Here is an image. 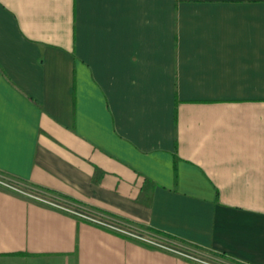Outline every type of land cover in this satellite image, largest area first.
<instances>
[{
  "label": "crops",
  "instance_id": "0c3cea01",
  "mask_svg": "<svg viewBox=\"0 0 264 264\" xmlns=\"http://www.w3.org/2000/svg\"><path fill=\"white\" fill-rule=\"evenodd\" d=\"M0 174V264H264V0H0Z\"/></svg>",
  "mask_w": 264,
  "mask_h": 264
},
{
  "label": "built area",
  "instance_id": "2783aa9c",
  "mask_svg": "<svg viewBox=\"0 0 264 264\" xmlns=\"http://www.w3.org/2000/svg\"><path fill=\"white\" fill-rule=\"evenodd\" d=\"M0 184L4 185L6 187H9V188L20 190L19 186L12 183V182H6L3 180H0ZM29 195L36 200H39V201L46 203L50 206L61 209L67 213H70V214L78 217L79 219H81L83 221L90 222L93 224H97L100 226H107V227L111 226V225L105 223V221L103 220V218L99 214L93 212L92 210H90L88 208L81 207V206H78L76 204H72L69 202L67 203V202H61L59 200L58 201L52 200V199L50 200V199H47L41 195L34 194V193L29 194ZM124 233H125V231H124ZM127 234H129V233H127Z\"/></svg>",
  "mask_w": 264,
  "mask_h": 264
},
{
  "label": "rangeland",
  "instance_id": "374dc122",
  "mask_svg": "<svg viewBox=\"0 0 264 264\" xmlns=\"http://www.w3.org/2000/svg\"><path fill=\"white\" fill-rule=\"evenodd\" d=\"M0 180H3V181H6V182H12V183H16L14 179H11V178H8L2 174H0ZM122 225L123 227L127 228V229H130V230H133V231H136L138 232L139 234L143 235V236H155V234H149L145 231H141L140 229H133L132 227L128 226L127 224H120ZM173 246L175 247L176 250H179V251H195V252H203L202 250H198L196 248H192L190 246H187L186 244H183V243H179V242H176L175 244H173Z\"/></svg>",
  "mask_w": 264,
  "mask_h": 264
},
{
  "label": "trees",
  "instance_id": "16d2710c",
  "mask_svg": "<svg viewBox=\"0 0 264 264\" xmlns=\"http://www.w3.org/2000/svg\"><path fill=\"white\" fill-rule=\"evenodd\" d=\"M154 231V230H153ZM160 233V232H159Z\"/></svg>",
  "mask_w": 264,
  "mask_h": 264
}]
</instances>
